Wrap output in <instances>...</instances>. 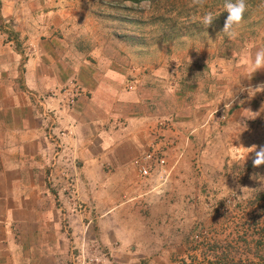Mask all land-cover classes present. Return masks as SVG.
<instances>
[{"label":"rangeland","instance_id":"rangeland-1","mask_svg":"<svg viewBox=\"0 0 264 264\" xmlns=\"http://www.w3.org/2000/svg\"><path fill=\"white\" fill-rule=\"evenodd\" d=\"M110 1L98 13L108 21L100 27L103 39L91 44L120 52L123 78H141L158 111L168 103L194 119L183 146L176 148L178 136L171 143L177 126L163 112L161 132L133 159L85 168L86 154L66 151L70 144L50 130L59 128L58 117L41 106L50 130L42 188L61 230L60 249L53 251L62 264H264V165L253 168L255 153L234 151L264 146V91H247L264 83V71L253 74L247 63L264 48V0H246L235 38L221 34L225 0H205L202 8L192 0ZM207 12L216 18L205 28ZM77 88L47 93L66 94L71 104ZM153 149L164 152L163 176L171 180L165 195L143 200L131 192L136 181L157 174L142 178L136 162ZM179 157L183 166L176 165Z\"/></svg>","mask_w":264,"mask_h":264},{"label":"crops","instance_id":"crops-1","mask_svg":"<svg viewBox=\"0 0 264 264\" xmlns=\"http://www.w3.org/2000/svg\"><path fill=\"white\" fill-rule=\"evenodd\" d=\"M110 4L0 0V264H62L53 251L60 249L61 230L56 211L45 206L50 195L42 188V153L48 149L50 130L70 144L67 152L86 154L85 168L93 161L122 166L133 159L161 132L156 126L163 112L173 114L177 127L170 137L171 143L180 138L176 148L190 134L185 128L192 124V113L168 103L158 111L155 95L144 89L141 78H123L121 53L91 44L103 39L100 27L108 21L98 13ZM103 35L110 32L104 29ZM73 85L79 91L73 105L66 94L47 93ZM47 105L59 128L46 130L41 106ZM72 135L77 142L73 148ZM180 160L176 165L183 166ZM170 180L159 176L136 181L131 192L143 200L160 191L165 195ZM121 187L123 194L130 192L129 184Z\"/></svg>","mask_w":264,"mask_h":264},{"label":"clouds","instance_id":"clouds-1","mask_svg":"<svg viewBox=\"0 0 264 264\" xmlns=\"http://www.w3.org/2000/svg\"><path fill=\"white\" fill-rule=\"evenodd\" d=\"M192 3L194 6L203 7L205 0H192ZM225 11L227 12V18L225 20L222 33L223 35H227L229 38H235L236 32L235 29L237 26L240 25L243 15L246 11L247 4L246 0H225V3L223 5ZM215 15L212 12H207L204 14L201 18V22L205 26V28H208L212 22L215 19ZM247 63L250 66V72L256 73L257 71H264V48L259 49L255 53L254 60L249 59ZM251 89L253 93H259L264 91V83H260L255 86V88L249 87L247 91ZM244 91V89L242 90ZM258 149V150H257ZM235 152H248V153H255L254 158L252 160V166L253 168H259L260 166L264 165V146H256L252 145L249 148L244 147H234ZM246 159V157H243ZM247 190H251L248 188H243ZM162 191L157 192V195H162Z\"/></svg>","mask_w":264,"mask_h":264},{"label":"built area","instance_id":"built-area-1","mask_svg":"<svg viewBox=\"0 0 264 264\" xmlns=\"http://www.w3.org/2000/svg\"><path fill=\"white\" fill-rule=\"evenodd\" d=\"M136 163L138 164V172L142 178H148L154 174H157V177L166 175L165 158L162 150L153 149L148 151Z\"/></svg>","mask_w":264,"mask_h":264}]
</instances>
